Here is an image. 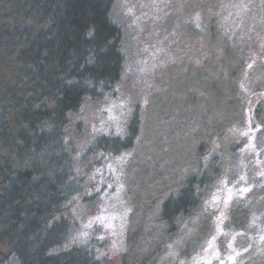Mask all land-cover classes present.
Here are the masks:
<instances>
[{
	"label": "rangeland",
	"instance_id": "374dc122",
	"mask_svg": "<svg viewBox=\"0 0 264 264\" xmlns=\"http://www.w3.org/2000/svg\"><path fill=\"white\" fill-rule=\"evenodd\" d=\"M110 19L121 32L119 82L101 100H84L64 129L81 180L68 204L70 243L92 245L105 264L121 256L125 264L262 261L260 216L227 223L233 205L250 203L264 185V0H113ZM134 113V148L117 157L86 154L97 136L123 137ZM241 138L247 144L237 160L229 148ZM200 141L219 161L200 210L208 222L198 240L164 244L152 230L157 201L181 185Z\"/></svg>",
	"mask_w": 264,
	"mask_h": 264
},
{
	"label": "trees",
	"instance_id": "16d2710c",
	"mask_svg": "<svg viewBox=\"0 0 264 264\" xmlns=\"http://www.w3.org/2000/svg\"><path fill=\"white\" fill-rule=\"evenodd\" d=\"M112 6L113 0H0V264H105L92 245L70 243L68 204L81 193V180L64 129L84 100H101L119 82L121 32L110 19ZM247 42L240 44L242 59ZM139 127L134 113L123 137L97 136L86 154L121 155L139 143ZM255 141L260 149L261 131ZM205 143L191 154L181 185L157 201L152 230L164 244L198 240L208 222L200 210L219 161ZM246 144L235 140L229 152L238 160ZM251 197L233 205L227 224H243L252 211L264 223V185ZM194 222L199 232L191 236ZM117 264H125L122 256Z\"/></svg>",
	"mask_w": 264,
	"mask_h": 264
}]
</instances>
